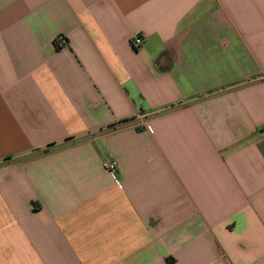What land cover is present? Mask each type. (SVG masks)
Listing matches in <instances>:
<instances>
[{"label":"crops","instance_id":"crops-1","mask_svg":"<svg viewBox=\"0 0 264 264\" xmlns=\"http://www.w3.org/2000/svg\"><path fill=\"white\" fill-rule=\"evenodd\" d=\"M0 264H264V0H0Z\"/></svg>","mask_w":264,"mask_h":264},{"label":"built area","instance_id":"built-area-1","mask_svg":"<svg viewBox=\"0 0 264 264\" xmlns=\"http://www.w3.org/2000/svg\"><path fill=\"white\" fill-rule=\"evenodd\" d=\"M144 41V38L141 37V36H136L134 39H133V42L136 46H140L142 45ZM68 44V40L65 36H59L56 40H55V45L56 47H64ZM107 169H109L111 171V173H115L117 171V163L115 161L113 162H108L107 163Z\"/></svg>","mask_w":264,"mask_h":264},{"label":"trees","instance_id":"trees-1","mask_svg":"<svg viewBox=\"0 0 264 264\" xmlns=\"http://www.w3.org/2000/svg\"><path fill=\"white\" fill-rule=\"evenodd\" d=\"M57 49H61L60 47H57Z\"/></svg>","mask_w":264,"mask_h":264}]
</instances>
